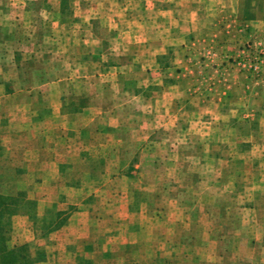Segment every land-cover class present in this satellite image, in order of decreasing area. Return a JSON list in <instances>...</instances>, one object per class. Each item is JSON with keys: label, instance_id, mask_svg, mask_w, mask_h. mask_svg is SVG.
<instances>
[{"label": "crops", "instance_id": "0c3cea01", "mask_svg": "<svg viewBox=\"0 0 264 264\" xmlns=\"http://www.w3.org/2000/svg\"><path fill=\"white\" fill-rule=\"evenodd\" d=\"M239 3L77 0V8L66 0H56L54 6L48 3L38 11L41 18L32 21L49 26V17L55 14L51 24L57 31L77 25L78 46L65 65L59 57L55 64L46 57L48 39L59 35L35 27L36 23L19 40L18 31L12 34L15 39L6 40L14 43L8 64L2 65L0 58L4 71L0 76V140L4 141L2 134L12 135L10 148L23 151L83 150L93 145L115 150L123 146L121 136L132 134L133 129L144 134L156 128V133L166 136L156 140V150L169 151L165 161L171 167L169 181L230 183L228 197L238 198L248 180L252 183L248 195L255 197V170L257 166L264 169V76L248 77L246 68L230 65L227 58L244 52L240 47L255 38L257 22H263L264 16L250 9L242 15ZM32 11L28 13L37 16ZM21 56L27 60H20ZM34 62L40 64L39 78L20 77L27 70L31 74ZM7 65L12 66L9 76ZM77 100L87 104L76 105ZM133 102L137 105H130ZM147 103L154 108L147 109ZM146 118L153 124L145 125ZM93 133L105 138L94 141ZM145 140L143 136L125 148H143ZM256 150L263 156L256 157ZM46 157L49 161L56 155L44 154L42 159ZM161 160L156 157V164ZM195 165L204 167L200 176L189 168ZM172 200L176 208L180 204V213H191L176 194ZM199 210L208 213L203 206ZM254 225L261 230L253 235L255 250L264 247V222L254 218ZM225 241L224 235L210 240L216 249L208 256L215 257L214 261L264 262V256L236 254L234 244L230 250Z\"/></svg>", "mask_w": 264, "mask_h": 264}, {"label": "rangeland", "instance_id": "374dc122", "mask_svg": "<svg viewBox=\"0 0 264 264\" xmlns=\"http://www.w3.org/2000/svg\"><path fill=\"white\" fill-rule=\"evenodd\" d=\"M76 1L66 0L72 8H77ZM48 3L54 6L56 0H0L2 65L8 64L14 43L6 40L15 39L12 38L14 31H18L15 37L19 40L20 34L34 29L32 23L43 31L50 29L54 35H59L52 40L49 38L46 44L49 54L45 55L51 63H58V57L65 65L71 61L80 37L76 31L78 26L73 24L57 31L51 24L55 14L49 17L50 27L32 21L41 18L38 11ZM238 7L242 15L250 9L264 16V0H240ZM30 9L37 16H31ZM42 10L40 13L45 18ZM255 29V38L240 47L244 52L227 58L230 65L246 68L247 76L253 79L264 76V21L257 22ZM257 56L261 61L260 69L253 71L250 64ZM20 58L27 60L26 56ZM31 65L34 68L31 74L27 70L20 77L39 78L40 64ZM5 67L9 76L12 66ZM2 72L0 70V76ZM75 104L83 106L87 102L77 100ZM150 104L147 103V109L153 107ZM152 122L151 118L144 120L145 125ZM98 135L92 134L94 141L105 138ZM1 136L4 141L0 140V195L4 198V223L8 228L5 244L26 246L29 255L24 264H221L208 255H214L212 251L216 249L210 240L223 235L230 250L234 244L236 254L264 256V247L252 249L253 235L261 231L254 227V218L264 222V180L259 181L260 176L264 177V169L261 166L255 170L258 176L254 182L258 189L255 197L250 199L247 190L252 183L246 180L241 196L231 198L227 185L230 183L169 181L171 167L165 163L169 151L156 150V140L166 139V136L156 133V128L144 134L133 129L132 134L121 136L124 147L115 150L92 147L90 143L91 148L83 150L23 151L10 148L12 135ZM143 136L146 139L143 148H125L132 147L136 139ZM253 153L256 157L263 156L257 150ZM44 154L49 157L54 154L56 158L43 160ZM156 157L161 160L158 165ZM56 160L62 161L60 165H53ZM189 168L196 170L199 176L203 174L204 167L200 165ZM176 172L178 178L180 175ZM174 194L191 213L179 212L180 204L177 208L173 204ZM201 206L207 208V214L200 213ZM225 207L227 212H224ZM252 262L250 264H264L257 260Z\"/></svg>", "mask_w": 264, "mask_h": 264}, {"label": "trees", "instance_id": "16d2710c", "mask_svg": "<svg viewBox=\"0 0 264 264\" xmlns=\"http://www.w3.org/2000/svg\"><path fill=\"white\" fill-rule=\"evenodd\" d=\"M0 195V264H24L28 259V249L25 245L6 246V232L4 223L5 203Z\"/></svg>", "mask_w": 264, "mask_h": 264}, {"label": "built area", "instance_id": "2783aa9c", "mask_svg": "<svg viewBox=\"0 0 264 264\" xmlns=\"http://www.w3.org/2000/svg\"><path fill=\"white\" fill-rule=\"evenodd\" d=\"M260 63L259 56L255 57L254 61L250 64L251 69H253V71H259Z\"/></svg>", "mask_w": 264, "mask_h": 264}]
</instances>
